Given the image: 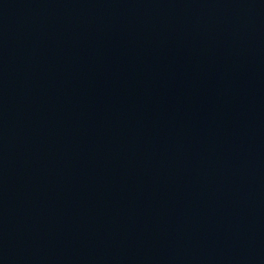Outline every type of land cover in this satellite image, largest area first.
<instances>
[{"label": "water", "instance_id": "1", "mask_svg": "<svg viewBox=\"0 0 264 264\" xmlns=\"http://www.w3.org/2000/svg\"><path fill=\"white\" fill-rule=\"evenodd\" d=\"M0 264H264V0H0Z\"/></svg>", "mask_w": 264, "mask_h": 264}]
</instances>
